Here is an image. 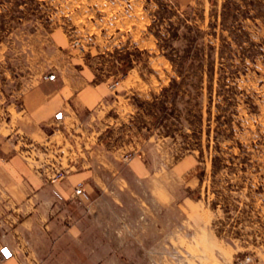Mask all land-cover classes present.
<instances>
[{"label": "rangeland", "instance_id": "374dc122", "mask_svg": "<svg viewBox=\"0 0 264 264\" xmlns=\"http://www.w3.org/2000/svg\"><path fill=\"white\" fill-rule=\"evenodd\" d=\"M71 54L123 90L63 128L51 160L64 177L49 181L103 143L107 185L93 180L58 209L55 233L72 223L81 235L52 241L44 220L19 244L21 262L264 264V0H0L2 132L16 130L23 93Z\"/></svg>", "mask_w": 264, "mask_h": 264}, {"label": "crops", "instance_id": "0c3cea01", "mask_svg": "<svg viewBox=\"0 0 264 264\" xmlns=\"http://www.w3.org/2000/svg\"><path fill=\"white\" fill-rule=\"evenodd\" d=\"M70 58L57 60L52 70L55 78H42L23 93L20 108L15 111L16 130L7 127L4 133L0 129V154L4 158L0 162V264H23L19 244L22 239L32 241L36 233L44 231V228L48 227L44 225V220L53 224L52 230L45 236L53 237L52 241L61 235H67L69 238L81 235L82 229L72 223L58 235L55 233L57 219L61 217L58 209L74 198L73 188L78 182L83 181L87 192L94 181L96 187L101 190L107 185L101 177L105 169H110L104 168L107 164L103 159V143L90 151L89 155L93 156L94 160L92 157L89 163L72 165L63 181L53 183L49 181L47 173L45 174V170H49V165L53 163V152L63 150V147H58L63 128L67 129L68 125L73 124H88V119L94 118V114L104 106V102L108 103L113 95L117 97L115 90H123L122 80L116 79L118 86L115 87L117 83L115 84L110 76L99 78V70L92 68L85 60L72 54ZM18 132L23 133L26 139L18 135ZM73 137L76 144L84 138L74 135ZM34 144H38L36 149H30ZM77 151L79 153L75 154V151L71 150L72 155H84L83 150ZM29 155L39 157L41 165L33 166L29 163ZM43 165H47V169H36ZM110 171L115 177L111 181V193L114 196L122 188L118 176L121 171L118 166H112ZM177 171L178 169L174 168L172 170L176 174ZM164 177L167 179V176ZM160 183L165 186L162 194L165 200L159 202L162 207L168 202V193L166 183ZM5 208L11 209L8 215L4 213ZM8 220L17 221L13 229L4 223ZM4 249L9 253L8 256L2 252Z\"/></svg>", "mask_w": 264, "mask_h": 264}, {"label": "built area", "instance_id": "2783aa9c", "mask_svg": "<svg viewBox=\"0 0 264 264\" xmlns=\"http://www.w3.org/2000/svg\"><path fill=\"white\" fill-rule=\"evenodd\" d=\"M53 78L54 75L53 74H50L49 76H46L45 78ZM58 150V148H57ZM62 150H59V151H55L53 152L54 156H56V153L57 152H61ZM64 154V151L62 152ZM47 176H48V179L51 180V181H57V180H60L64 177V173L62 170H57L55 169V164H54V161L52 164L49 165V170L47 171ZM83 184L81 182H78V184L75 185L74 187V193L75 194H84V188H83Z\"/></svg>", "mask_w": 264, "mask_h": 264}, {"label": "water", "instance_id": "95a60500", "mask_svg": "<svg viewBox=\"0 0 264 264\" xmlns=\"http://www.w3.org/2000/svg\"><path fill=\"white\" fill-rule=\"evenodd\" d=\"M3 253H4V255H6V256H8L9 255V253H7V251L4 249L3 251H2Z\"/></svg>", "mask_w": 264, "mask_h": 264}]
</instances>
